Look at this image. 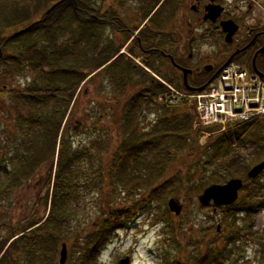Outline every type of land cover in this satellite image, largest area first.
Here are the masks:
<instances>
[{"label":"trees","instance_id":"16d2710c","mask_svg":"<svg viewBox=\"0 0 264 264\" xmlns=\"http://www.w3.org/2000/svg\"><path fill=\"white\" fill-rule=\"evenodd\" d=\"M92 1L13 0L12 14L16 18H20L22 15L26 16L25 18L21 17L16 25L19 28L22 25L24 28L30 25L32 27L9 40L3 34L10 24H0V63L4 64L3 67L10 63L12 66L15 64L16 67H13L18 70L25 67L30 69L32 65L34 69L37 68L40 71L39 75L42 76L41 90H44L45 87H49L52 91L63 89L59 92L40 93V96H35L33 93L34 95L30 98L28 95L23 97L22 88L18 87L15 89L18 93L12 94L15 101L14 105L19 108L22 104V109L28 107L29 114L26 115L27 118H24L23 110H18L16 129L19 132L21 149L16 151L14 168L9 169V165L7 166L9 160L6 157L0 158V201L6 194L9 193L13 196L25 184L27 186L32 184L35 181V173L47 160L53 163L47 177V183L52 182L53 186L51 191H47L42 196L48 206L44 214L40 211L39 206H33L32 209H29V214L24 216L23 210L17 211L14 208L18 203V198L12 200L11 212L13 211L14 215L11 216L10 222L5 224L9 227H6L2 222L0 223V226L7 228L6 233L0 234V264H55L56 252H54V248H57V244L60 242L59 238L68 232H72V235L78 239L77 244L80 250L78 251L79 257L70 263L69 256L67 264H100L98 255L107 243L113 240L120 228L129 223L130 217L135 211L150 207L152 198L156 197L163 189V185L166 183L164 181L166 180L168 164L173 160V148L177 145L176 140L179 141L185 135H190L192 128L197 137H200L205 130L206 132L219 131V134L215 138L210 136L212 137L210 141L201 147L203 150H201L196 165H189L185 171L180 170L167 180L168 184H173L174 181L179 182V193L183 191V188L201 193L205 187L214 182L223 183L228 178H243L253 164L264 160V125L262 124L264 117L233 122L228 124V129L225 128L226 130L221 131L220 125L204 129L199 126L195 127V118L189 114L190 119L187 126L177 128L180 125L179 119L182 120V118L175 109L178 106L186 108L191 104L188 99H183L178 104L171 103L169 98L159 102L158 94L166 90L167 92L170 91L164 84V89L157 85H152L151 88H144V86L143 93L145 94L140 100L136 99V102L130 99L125 103L123 125L118 128L120 132H123L121 141L118 143L120 146L116 150V156L113 158L112 155L108 165L105 164L103 156L94 154V149L102 153L105 152L107 141L101 134L98 139H93L90 136V143L84 142L82 146L73 148V144L70 142L72 139H69L68 131L63 127V123L67 112L79 101L77 100L79 87L102 74L101 71L107 70V75L104 73L106 80L112 82L117 94L115 92L113 95L108 94L104 103L110 107L118 106V78H120L118 73L124 72L125 69L124 64L118 61V45L111 41L112 38L106 41L103 36V29L99 28L108 25L110 30H113L112 32L118 34V9L112 7L104 14L103 6L96 7L92 5ZM38 5L42 6L41 10L34 12V8ZM52 7L53 9L46 14ZM40 11L42 12L41 16H39ZM70 27H73V31L70 30L71 34L70 31L68 34L70 39L74 34L72 38L74 37L73 40L76 41V47L77 42L85 41V43H80L82 47L80 52L77 50L76 53L74 52L71 41L70 47L61 44L59 41V34L67 32ZM10 44L16 46L14 53L6 52V47ZM90 47L95 49L103 47L101 53L96 56L91 64L88 63L86 53H84ZM70 51L73 54L69 56ZM175 60L178 62L177 59ZM110 61L111 63H109ZM225 62H220L216 68H220ZM247 64L252 70L254 69L253 64ZM257 67L264 71V63L257 65ZM115 69L117 70L113 71ZM2 73H0V77H2ZM67 74H70L69 79H71V86H73V91H69L68 96L63 88L66 85ZM209 79L205 78L196 85L201 86ZM127 80L122 79L123 84L126 85ZM168 82L187 94L196 93L189 90L184 84L180 85L172 80ZM34 84L32 83V85ZM56 87L58 89H55ZM95 90L100 92L97 91L98 86ZM149 93L151 94L149 95ZM109 98L114 101H110ZM62 100H66L64 110L59 109ZM48 102L52 106L55 104L54 110L44 112L40 108L41 119H37L33 112L39 108L38 106H45L46 108ZM97 103L98 105L93 108L94 112L98 113L97 116L104 111L106 113L96 119L94 118L91 122L90 130L92 131L102 128L104 123L107 124L111 120L105 118L108 115V109L111 108L105 109L100 101ZM151 106H158V109L163 111L158 121L163 124L167 131H158L161 127L155 124L156 128L145 132V126L140 121V112L143 109H150ZM36 107L38 108L36 109ZM135 114L136 117H134ZM112 116L114 117V115ZM184 120L186 121L185 118ZM36 122L40 124L37 125ZM23 124L26 125L24 130H22ZM169 127L171 129H168ZM168 136H171V143L161 146V140L167 141ZM10 138V135L7 136L6 141L9 142ZM246 142L250 145V149L253 148L256 156L252 162L242 158V154L237 150V144ZM185 145L190 149L194 148L190 142ZM81 147L83 148L80 149ZM100 147L103 149H99ZM2 150L4 151L3 148ZM21 153H23V158ZM87 155L90 156L91 161L94 160L100 164L93 167L92 164L95 162L91 164L88 162L89 160L85 161ZM21 161L24 163L23 166ZM80 173L83 175H79ZM207 175L210 177L209 179L205 178ZM262 175L263 172L252 181L259 180ZM78 178L84 180L85 194L103 187L106 184L105 182L102 184L104 178L108 179L106 187H110V190L114 192L120 186L134 188L136 183L142 182L144 187L151 189L147 200L148 204L139 205V202L136 201L129 208H121L113 204L102 223L95 230L85 233V228L81 225H75L79 219L78 216L87 208L85 203L81 204L80 202L83 196L78 191ZM155 182L157 186L154 187ZM193 183L196 185V189L193 188ZM255 185L258 186L247 190L248 196H240L241 198L233 205L223 207L228 211L225 215V221L231 230L225 245L232 247H222L212 254L200 250L201 255L197 264H225V261L232 260L235 253L234 247L240 241L237 240L238 237L244 236V240L247 239L245 237L250 236L251 238L254 236L259 239L264 238V229L251 233V227L249 225L244 226L243 217L247 218L258 213L260 206L264 204V183ZM47 187L49 186L47 185ZM245 187L247 186L243 188ZM2 208L4 209L3 205L0 204V209ZM166 211L170 213L168 209ZM238 218L243 221L242 225L235 222V219ZM42 231L46 233L40 234ZM190 231H194V228L190 227ZM62 240L64 241V239ZM38 245H42L43 248Z\"/></svg>","mask_w":264,"mask_h":264},{"label":"rangeland","instance_id":"374dc122","mask_svg":"<svg viewBox=\"0 0 264 264\" xmlns=\"http://www.w3.org/2000/svg\"><path fill=\"white\" fill-rule=\"evenodd\" d=\"M230 1L232 2L233 0ZM12 2L13 0H0V24H10V26L6 28L5 33L3 34L4 37L17 30L19 27L18 25H16V23L21 19V17H26L25 15H22L20 18H16L15 15L12 14ZM140 4V0H131L127 2L126 8H128L129 10V7L131 5L133 7L138 8L140 7ZM235 4L238 6L237 10L234 8ZM92 5L96 7L103 6L102 11L104 12V14H106L112 7L118 9L117 0H93ZM231 6L232 11L248 12L246 16V21L248 24L259 23L264 21V0H234ZM41 8L42 6L38 5L34 8V12L37 10H41ZM41 13L42 12L40 11L39 16H41ZM125 15L127 17H131L127 13H125ZM28 17L29 15L27 16V18ZM14 24L15 26H13ZM99 28L103 29V36L105 37L106 41L112 38L111 41L114 42L115 45H118L117 33L112 32L113 30L111 31L108 25ZM70 30L73 31V27H70L65 33H60L59 41L61 44L69 47L71 41L74 46V52L76 53V50L80 52L82 50L80 43H85V41L81 40L77 42L78 45L76 47V41L73 40L74 37L72 38L74 34L71 36V39L70 35L68 34ZM105 45L106 44H104V47H106ZM102 48L95 49L93 47H90L88 50L84 51V53H86V59L89 64H91V62L96 58V56L101 53ZM15 50L16 46L14 44H10L6 47V52L8 53H14ZM72 54L73 53L70 51L69 56ZM109 63H111V61ZM13 66L16 67L15 64H13ZM13 66L11 67L12 70H9L11 71L10 73H13L11 78H14V85L10 82L6 71H4V68L3 70H0V73H2L3 71L2 77H0V84H9L11 87L14 86L13 88L16 89L18 87L23 88L28 84L29 81L32 80L33 73L29 71L30 69H27V67L17 70ZM190 66L195 67V62H190ZM116 70L117 69L113 71ZM101 72L102 74L97 75V77L92 79L89 84L86 85L84 88L82 87V90L77 97V100L79 101H77L76 105L73 107L71 115L68 119V124L77 125V120H82L86 118V112L88 110L91 113V117H94L95 119L100 115L102 116L106 113L104 111L99 116H97L98 113H95L93 108L95 105H98L97 102L100 101L105 106V109H108V105L107 103H104V100H107L108 94L113 95L114 92L117 94V91L115 90L114 85H112V82L106 80V75L108 71L103 70ZM97 86V91L100 92H96L95 88H97ZM173 86L179 89L177 86ZM109 100L114 101L111 98H109ZM14 103L15 101L12 97V94H0V134L3 131V127H5L6 137L9 135L11 136V140L9 139V142H7L3 141V136L1 135L0 158L6 157L9 160L7 163V166L9 165V169L14 168L13 166L16 163L14 158L16 156V151L21 149V144L19 141V132L18 129H16V125L18 122V110H24L22 109V104L18 108L14 105ZM54 105L52 106V104L48 102L46 103V108L45 106L41 108L44 112H50L54 110ZM146 110L147 112L140 119V121H143L144 123L143 125L145 126V132H149L152 129L156 128L154 126L155 124L161 127V129L158 131L163 132L165 130V127H163V124L158 121L163 111L161 109H158V106H151L150 109ZM175 111L182 118V120L179 119L180 125L177 128H184L187 126V122L190 119V116H188L189 114H192L195 118V115L193 114L192 105L186 108L178 106ZM67 115L68 114H66V117ZM184 118L186 119V121L184 120ZM111 120H113V116ZM262 124L264 125V120H262ZM109 125H111L109 124V122L107 124L104 123L102 128H97L93 131L86 130L83 126L80 127L81 129L79 128L80 131H68L72 132L70 133L72 134V137H70L69 135L68 136L69 139H72L70 140V142L73 144V148H75L76 146H82V143L84 142H89L90 136L93 139H98L99 135L101 134L106 139L107 146L105 148V152H100V155L104 156L103 160L105 164L108 165L110 163L109 159L115 149V143H120L121 135L123 134V132H120L119 129L118 141L115 140L117 135L111 132V128H108ZM228 128L229 127L227 123L226 129ZM168 129H171V127H169ZM218 132L219 131H213L211 133H207L208 138H203L201 136L197 137V135H195V133L193 132L192 128L189 133L190 135H185V137L180 139L179 141L176 140L177 145L173 148V160L168 164L167 172L165 175L166 180L164 181L166 183H164L163 189L160 190L156 197L152 198L150 207L145 209L142 208L140 210L135 211L134 214L130 217L129 223L125 227H122L118 230V233L110 242V244H107L98 255L100 264H119L120 260L125 256L131 257V264H158L163 263L165 260H167L166 264H197V261L201 255L200 250L207 253L210 252L212 254L216 253L218 249L222 247H232H228L225 245L227 237L229 236V233L231 231L226 225L225 221V215L228 213L227 209L218 207V211L214 213L213 209L215 206L212 203L207 205L199 203L197 199V195L199 194L198 192L195 193L192 189L183 188V191H180L179 193V182L174 181L173 184H168L167 181L172 176L177 174L180 170L185 171L189 165H196V162L199 160V156L202 152L201 150H203V148L201 147L204 146L208 141H210V138H212L210 136H213L215 138V136L219 134ZM89 133H91V135H89ZM170 138L171 136H168L167 141L161 140V146H165L166 143L170 144ZM189 142L194 145L193 149H190L188 146L185 145ZM247 143L248 142L237 144V150H239L240 154H242V158H246L250 162H252L256 158V156L253 148L250 149V145ZM244 145L247 146L245 147ZM119 146L120 145L118 144V148ZM2 148L5 152L2 150ZM82 148L83 147H81L80 149ZM21 155L23 158V153H21ZM258 163L259 162L253 164L252 167L257 165ZM21 165L23 166L24 163L22 162ZM52 165L53 163H51L50 160L45 161L39 167L41 173H39V175L35 177V181H37L38 177L42 176L41 174L48 173ZM79 175L83 174L80 173ZM205 178L209 179L210 177L207 175ZM230 179L231 178H228V180ZM243 179L244 183H246L245 186L247 187L243 188L240 191L241 197H243L244 195L248 196L247 190L254 189L256 186H258L255 184L260 185V183H264V172L263 175L260 176L259 180L257 181L249 180L247 175L243 177ZM104 182L107 184L108 179H102V184ZM77 183H79V194L83 196L80 202L81 204L85 203V207L87 208H85V210L81 212V214L78 216L79 219L77 220V222H74L75 225H81V227L85 228V233L95 230L98 225L102 223L109 211L110 206L113 204H116L118 207L121 208L132 207L133 203L136 201L139 202V205L148 204L147 200L151 190H149V188L144 187L142 182H138L136 183L134 188H124L123 186H120L116 190V192L110 190L111 188L106 187L105 184L103 187H99L93 192L85 194L84 180L78 178ZM47 185L49 187H47ZM47 185L43 187L40 197L43 196L47 191H51L53 183H47ZM26 186L27 184H25V187ZM153 186H157L156 182L153 184ZM193 188L196 189L195 184ZM37 189L38 188L34 189L32 185L30 188L26 187L25 190H22L21 194L23 195V199H20V202L16 204V206L14 207L15 210H23L22 214L24 216H27L29 214V209H32L33 206H35L36 197L34 196V194H37ZM18 191L20 192V190ZM19 192L16 193V198H19ZM174 196H177L183 204V211L182 214L179 216H175L174 213L169 210L168 202ZM42 198L43 197H41V199ZM11 205L12 204H10V206ZM39 205L40 211L42 212V214H44L46 207H48L46 200L42 199ZM166 209H168L170 213H167ZM3 211V208L0 209V223L2 222L5 225L6 222H10L9 218H11L14 213L13 211L11 212V208L7 210V214H9V216H6ZM243 219L245 220L244 226L249 225L251 227V233L252 231L257 232L259 230H263L264 204L260 206L258 213L247 218L243 217ZM235 222L239 225L243 224V221L239 218L235 219ZM218 224L221 225V231L219 233H217ZM5 226L9 227V225ZM5 226H0V234L6 233L7 228ZM190 227L194 228V231L191 232ZM177 229L178 231L176 232ZM45 233V231H42L40 234ZM174 238H176L177 241L174 240ZM191 238L193 239V244L190 243ZM243 238L244 236L237 238V240L240 241H238L237 246L234 247L235 253L232 259L234 261L228 260L225 261V264H264V238L259 239L257 236H254V238H251V236L245 237L247 238L246 240H244ZM59 239L60 242H58L57 248H54V252H56L55 264H58L61 243L63 241L62 239H64V241L69 245V256L71 259L70 263H73L79 257L78 251L80 250V248H78L77 244L78 239L74 235H72V232L65 233ZM38 246L42 247V245ZM165 252H169L170 255L167 256Z\"/></svg>","mask_w":264,"mask_h":264},{"label":"flooded vegetation","instance_id":"af4514ba","mask_svg":"<svg viewBox=\"0 0 264 264\" xmlns=\"http://www.w3.org/2000/svg\"><path fill=\"white\" fill-rule=\"evenodd\" d=\"M128 1L131 0H118V61L125 66L124 72L118 73V77H120L118 78V106H108L111 109H108V115L105 117L111 119L112 115H114L113 120L109 121L111 125L108 128H111L112 133L117 135L115 139L117 141L118 128L123 125L124 105L130 99L134 101L136 99L140 100L145 94L143 93L144 86V88H151L152 85H157L164 89V82L172 80L180 85L184 84L187 88L197 87V83L205 78H210L217 71L216 66L220 62L230 57L257 65L264 63V28L259 23L248 24L246 21L248 12L232 11L231 4H227L223 0H140V7L136 8L131 5L129 10L126 8ZM215 5L223 7V11L216 21H212L206 16H208ZM234 8L237 10L238 6L235 4ZM125 13L131 17H127ZM228 19L234 20L239 26L230 43L226 42V34L220 26L221 21ZM22 28L24 26L6 35V39L10 40L13 37L12 35ZM192 61L195 62V67L190 66ZM175 63L190 70L187 75L189 85L185 82L184 72ZM207 65L213 67L206 70ZM3 66L4 64L0 63V69L4 68L10 82L14 85V78H11L13 73H10L12 65L7 63L5 67ZM35 69L31 65L29 71L33 73V77L22 88L23 97L28 95L32 98L34 94L35 96H40L45 92L63 91V89L52 91L49 87L41 90L42 76L39 75L40 71L37 68ZM262 72L264 73V71ZM69 78L70 74H67L66 85L63 87L67 96L69 91H73L71 79ZM122 79H128L126 85L123 84ZM32 83L35 84L32 85ZM88 84L89 82L79 87L78 94H80L82 87L84 88ZM13 87L9 84H0V94L18 93L15 90L16 88ZM55 89H58V87ZM166 94L167 90L159 93L157 96L158 101H164ZM65 101L62 100L59 109H65ZM38 107H36L38 109L33 114L37 119H41V107ZM72 110L73 107L68 111L63 127L67 131L72 132L80 131L82 126L86 130H90L91 122L94 120L90 111L86 112V118L77 120V125H71L68 124V119ZM146 112L147 110L143 109L140 112V117L142 118ZM23 114L25 115L24 118H27L26 115L28 116L29 114L28 107L24 108ZM134 117H136V114ZM23 122H25V119H23ZM35 124L39 125L40 123L36 122ZM24 128H26L25 124L22 125V130ZM72 132H68L70 137H72V134H70ZM1 135L3 136V141H6L5 127H3L0 137ZM99 149L102 150L103 147ZM94 150L95 155L101 152L97 149ZM116 150H118V143H115L113 158L116 156ZM90 156L87 155L85 161L89 160L88 162L91 164L95 162V164H92L93 167L100 164L97 161H91ZM50 170L48 173L45 172L46 174H41L42 176L31 184L34 189L38 188L37 194H34L36 197L35 206L40 207L42 196L38 197V195L43 187L47 185V177ZM39 173H41L40 169L35 173V177ZM31 186L28 185L26 187L30 188ZM26 187L24 185L19 189L18 203L20 199H23L21 191L25 190ZM13 199H16V193L13 196L8 193L0 201L4 207L3 213L6 216H9L7 210L11 208L12 205L10 206V204H12ZM190 242L193 244L192 238Z\"/></svg>","mask_w":264,"mask_h":264},{"label":"built area","instance_id":"2783aa9c","mask_svg":"<svg viewBox=\"0 0 264 264\" xmlns=\"http://www.w3.org/2000/svg\"><path fill=\"white\" fill-rule=\"evenodd\" d=\"M190 97L196 99L199 123L204 126L264 114V81L236 63L226 66L207 90Z\"/></svg>","mask_w":264,"mask_h":264},{"label":"water","instance_id":"95a60500","mask_svg":"<svg viewBox=\"0 0 264 264\" xmlns=\"http://www.w3.org/2000/svg\"><path fill=\"white\" fill-rule=\"evenodd\" d=\"M54 7V6H53ZM50 8L46 14H48L52 9ZM215 10V11H214ZM223 11V8L219 5H215L213 9L209 12L208 16L206 18L212 19V21H216V19L220 16L221 12ZM223 31L226 33V41L232 42L233 35L238 29V25L232 20H226L222 21L221 24ZM32 27V25L16 32L13 36L19 35L23 33L24 31L29 30ZM232 57L229 58V60L218 70V72L204 85L200 87H190V90L192 91H202L206 88V86L216 77V75L221 71L222 68H224L226 65H228L232 61ZM183 72H184V78L185 82L188 85V72L190 71L187 68L179 66ZM212 66H206V70L211 69ZM261 77H264V74L260 73ZM264 170V160L258 163L257 165L253 166L249 172L248 177L250 179L256 178L258 175H260ZM244 185V181L242 178H231L226 183L218 184L214 183L209 185L207 188L203 190L201 194L198 195V200L201 204H208V203H214L216 205H232L235 203L239 198V192L242 189ZM169 209L174 212L176 216H179L182 213L183 205L178 197H172L168 202ZM217 209H214V212H216ZM221 231V225H218V232ZM68 258V246L66 243H63L60 250V257H59V264H66ZM130 258L126 257L120 260L119 264H129Z\"/></svg>","mask_w":264,"mask_h":264}]
</instances>
